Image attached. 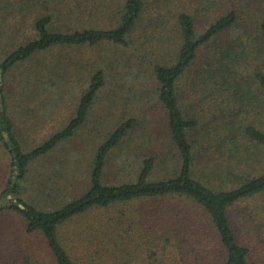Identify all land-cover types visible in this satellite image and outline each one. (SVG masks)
<instances>
[{"label": "trees", "instance_id": "trees-1", "mask_svg": "<svg viewBox=\"0 0 264 264\" xmlns=\"http://www.w3.org/2000/svg\"><path fill=\"white\" fill-rule=\"evenodd\" d=\"M103 7L105 6H97V8ZM116 8L115 19L112 24L107 25L109 27L106 25L89 27L72 33L51 30V16L40 15L41 17L34 23L31 22L33 35H30L24 44L11 50L0 62V111L2 112L0 142L12 157L9 183L0 195V216L5 211H9L21 217L28 234L43 237L47 252L51 255L54 264H133L132 258L128 259L130 255L127 245L128 230L122 227L121 221L113 224L108 221V224L99 223L87 227L82 237L76 240L81 243L78 249L74 246L77 244L69 240L68 235L71 233L68 227L92 214L118 209L123 205L153 203L161 206L166 202L175 201L172 203L173 206L186 208L187 212L178 220L180 213L175 211L180 212L181 209L171 210L177 220H170V230L176 235L182 230L185 232L187 230L191 235L202 230L199 215H193L190 208L198 209L201 217L205 218L204 222L213 229V235L210 234L202 239L209 241L198 240L194 243L195 250L192 249V252L195 254V260L191 264H264V257L257 252L256 245L243 238V232H250L249 228L252 224L247 220L248 223L241 222L238 227V222L232 220L230 216V211L238 209L241 203L264 196V165L261 169L256 167L254 154L245 153L250 150L264 153V123L255 121L254 124L247 126L239 124L242 109L246 104L253 105L255 99L257 100L254 96H250L252 93L250 88L256 85L259 93L264 96V70L256 67L249 78H244L243 75L246 59L258 57L264 52V47L260 48L257 56L254 57V53L250 54L248 50L251 46L244 44L237 36L234 43H229L219 51L215 60L208 62L194 73V81L202 90L209 91L210 95L216 92L219 98H223L221 101L233 99L239 103L240 111L235 115V119L230 120L228 114L222 111L220 115H214L219 124L218 129H210L214 120L209 119V122L201 124L205 120L185 110L180 104V82L192 72L204 48L225 33L236 30L234 28L240 18L235 10L217 17L202 33L197 30L192 15L181 13L178 17L179 29L175 37L178 44L176 51L170 50L172 56L169 60L164 58L153 62L152 73L158 84V99L165 109L171 145L176 149L178 156L175 157L177 164L170 176L154 178L156 159L150 156L137 161L134 177L107 180L110 178L107 172L112 159L116 156V151L123 148L127 136L135 127V120L129 119L119 124L96 148L87 164L89 165L88 186L81 195L70 201L65 198L58 201L55 198L53 210H43L25 199L23 187L29 182L30 164L35 159L58 149L64 142L77 135L79 129L86 123L98 94L106 84L107 76L101 69L93 70L89 86L80 96L75 115H71L70 120L68 118L67 124L62 129L28 152L23 150L22 144L16 138L14 124L8 114L7 76L18 64L32 59L38 53L50 51L55 46L115 45L124 49L133 48L131 47L134 43L133 37L138 36L134 32L143 20L146 0L124 2L119 0ZM259 30L264 40V15ZM159 35L160 33L156 37L150 36L146 44L155 49V46L160 44V37H157ZM155 41L157 45L154 44ZM162 50L163 48L159 49V52ZM140 64L143 66L142 62ZM30 81L26 78L23 86L28 87L30 94L34 91L36 93V90L29 89ZM55 85L54 83L48 85L49 94L54 92L57 96L52 99L53 102L47 104V108L57 113L55 106L61 103L64 97L69 96L71 89L57 85L59 88L57 90ZM260 106L262 111L258 113L262 114L264 103ZM4 133L9 135L15 151H12L7 144ZM214 135L219 139L218 147L212 144ZM15 156L18 158L16 159ZM117 156L115 162L118 168L122 169L129 159L122 156L118 159ZM17 162L20 172L13 184ZM57 175V180L62 182L65 177L60 173ZM54 187L48 181L46 186H42V191L53 190ZM58 195L62 196L61 192ZM3 198H9V202L5 204ZM163 208L160 207L158 210L163 211ZM244 215L249 216V213ZM204 222L202 221L201 224ZM182 242L181 240L172 246L179 249Z\"/></svg>", "mask_w": 264, "mask_h": 264}, {"label": "rangeland", "instance_id": "rangeland-1", "mask_svg": "<svg viewBox=\"0 0 264 264\" xmlns=\"http://www.w3.org/2000/svg\"><path fill=\"white\" fill-rule=\"evenodd\" d=\"M118 1L0 0V62L11 50L24 44L28 37L33 35L31 21L34 23L41 17L40 15H50L52 18L50 29L63 33L83 31L89 27L105 25L109 27L107 25L112 24L115 19ZM98 5L105 7L97 8ZM231 10L239 14L240 19L234 28L236 30L225 33L204 48L192 72L179 84L180 104L183 108L205 120L201 124L209 122V119L214 120L210 129H218L219 124L214 115H220L223 111L228 114L230 120H233L240 111L239 103L233 99L221 101L223 98H219L216 92L210 95L209 91L202 90L194 81V73L208 62L215 60L219 51L229 43H234L237 36L244 44L251 46L248 49L250 54L254 53L253 56H257V51L264 47V40L259 30L264 15V0H146L143 20L134 32L138 36L133 37L134 43L131 45L133 48L124 49L115 45L55 46L50 51L38 53L32 59L14 67L7 76L6 89L10 97L18 99L19 89L25 87L23 86L25 79L29 78L31 80L29 89L32 87L36 90V93L34 91L29 95L30 98L36 99L35 111L40 109L41 98H44V95L38 94L39 89L46 86L41 83L39 77H49L48 82L54 85L56 83L57 90L59 89L57 85L71 89L69 96L64 97L61 103L55 106L57 113L56 119L55 117L52 119H55L54 123H62L68 120L70 114L75 115L80 96L88 88L93 70L101 69L107 76V82L98 94L84 126L74 138L63 143L47 159L49 163L47 166L52 171L44 178H40L39 174L45 167L44 164L33 165L29 173V182L23 187L25 199L43 210H53L55 198L58 201L62 198L70 201L81 195L88 186L89 165L87 164L96 148L119 124L129 119L135 120V127L127 136L123 148L116 151L118 159L122 156L129 161L120 169L115 162V156L108 169L110 178L107 180L134 177L137 161L150 156L156 159L153 177L170 176L175 170L177 164L175 157L178 156L176 149L171 145L165 109L158 99V84L152 73L153 62L164 58L169 60L172 52L176 51L178 44L175 37H177L178 17L181 13L192 15L197 30L202 33L213 20ZM154 33L156 35L160 33L157 36L160 37V44L155 46V49L146 44L150 36L156 37ZM154 44L157 45V41ZM161 48L163 50L159 52ZM244 65V78H249L256 67L264 70V52L256 58H247ZM25 88L27 92L30 91L28 87ZM250 91L252 92L250 96H254L257 100L255 99L253 105L246 104L240 112L241 126L252 125L255 121L264 123V112L258 113L262 108L260 105L264 103V96L259 93L256 85L250 88ZM53 93L48 96L56 97L57 93ZM20 94L27 93L21 90ZM212 141L213 146L218 147V137L214 135ZM245 153H253L256 167L260 169L263 167V152L250 150ZM68 155H72L71 164L68 159L66 162L62 160ZM215 155L218 157L217 154ZM3 167L4 162L0 157V170ZM64 167H67L66 171H63ZM59 173L65 177L62 182L57 180ZM48 181L55 187L53 190H45L44 193L42 186H46ZM60 192L62 196L58 195ZM174 202H166L161 206L153 203L123 205L118 209L92 214L68 227L71 233L68 235L69 240H73L77 244L74 246L78 249L81 243L76 240L82 237L87 227L121 221L122 227L128 230L127 245L130 253L128 259L132 258L133 264H191L195 260V254L192 252V249L195 250L194 243L198 240L206 242L207 239H202L210 234L213 235V229L204 222L205 218L201 217L198 209L190 208L193 215H199L202 230L193 235L188 234L187 230L186 232L182 230L176 235L170 230V220L182 219L187 212L186 208L173 206ZM185 203L189 205L188 202ZM240 205L238 209L230 211V216L232 220L238 222V227L241 222L247 220L252 224L249 228L250 232H243V238L256 245L257 252L264 257V196ZM160 207H164L163 211L158 210ZM173 209H181L180 212L175 211L180 213L177 219L172 212ZM245 213H249V216L244 215ZM247 217L248 219H245ZM181 240L183 241L181 248L172 246ZM152 241L157 243L156 247ZM0 264H54V262L47 252L43 237L28 234L23 219L15 213L5 211L0 216Z\"/></svg>", "mask_w": 264, "mask_h": 264}, {"label": "crops", "instance_id": "crops-1", "mask_svg": "<svg viewBox=\"0 0 264 264\" xmlns=\"http://www.w3.org/2000/svg\"><path fill=\"white\" fill-rule=\"evenodd\" d=\"M41 77H39V80L42 81L41 83L46 84V86L40 87L39 89L38 94L44 95V98H41L40 105L42 106H40V109L37 111H35L36 109H34L35 108L34 105H37L36 103H34L36 99L35 97L33 98L29 97L30 93L26 91L25 87H23V89L22 88L19 89L18 99H15L14 97H10V93L6 90L7 105H8V112H9L8 114L14 124L15 136L22 144V148L25 152H28L32 150L33 148H35L36 146L42 144L52 134L59 131L60 129H62V127H64L67 124L66 121L62 123H54L56 119V116H55L56 113L54 112V110L47 108V104L53 102L52 99L54 98L52 96H48L50 92L48 88V85H50V83L48 82L49 77H45V78H41ZM30 89H34V88L30 87ZM21 90H24L27 94L21 95L20 94ZM49 97H52V99H50ZM53 109H54V106H53ZM54 117L55 119L52 120ZM70 119H71V114L69 115V120ZM56 150L42 157L35 159L30 164V173L33 169V165L37 163L44 164L45 166V167L42 166L43 169L39 174L40 178H44L46 174H48V172L52 171L47 166V163H48L47 159L49 158L50 155H52V153L56 152ZM0 151H1L0 153L1 160L4 162V167L0 170V194H2L4 190L7 188L8 183H9L8 181H9V173H10L12 157L9 154V151L3 148L2 145L0 147ZM67 159H68L69 164H71L72 155H68V157L66 156L62 158L64 162H66ZM66 170H67V167H64L63 171H66Z\"/></svg>", "mask_w": 264, "mask_h": 264}, {"label": "water", "instance_id": "water-1", "mask_svg": "<svg viewBox=\"0 0 264 264\" xmlns=\"http://www.w3.org/2000/svg\"><path fill=\"white\" fill-rule=\"evenodd\" d=\"M1 116H2V112L0 111V122L2 121V117ZM4 137L6 138L7 144L11 147L12 151H15V147L13 145L12 140L9 139V135L7 133H4ZM15 158L17 159L18 157L15 156ZM16 167H17V172H16V174L14 176V179L12 181L13 184H15L16 178L18 177L19 172H20V170L18 168L19 167V163L18 162L16 163ZM3 201H4L5 204H7L9 202V199L8 198H3Z\"/></svg>", "mask_w": 264, "mask_h": 264}]
</instances>
